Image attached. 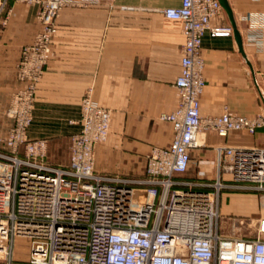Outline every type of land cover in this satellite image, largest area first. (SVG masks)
I'll use <instances>...</instances> for the list:
<instances>
[{
    "label": "built area",
    "instance_id": "1",
    "mask_svg": "<svg viewBox=\"0 0 264 264\" xmlns=\"http://www.w3.org/2000/svg\"><path fill=\"white\" fill-rule=\"evenodd\" d=\"M26 1L39 6L40 31L22 49L16 74L24 86L11 97L6 114L13 127L0 140L5 150L0 152V264H17V239L32 242L25 264H264V216L252 237L228 235L222 221L232 218L219 210V195L228 186L218 181L214 193L175 188L174 177L188 170L201 133L226 138L264 127V115L250 118L225 109L217 117L201 116L203 40L234 34L232 26L216 23L224 10L219 0H182L180 7L163 11L185 37L175 81L179 102L161 116L174 137L169 147L149 156L144 188L96 174L95 151L110 138L112 112L95 102L92 90L81 102L68 168L47 163V140L29 139L37 86L51 59L60 12L106 0ZM245 19L249 43L264 52V15ZM219 168L237 188L264 190V148L225 147Z\"/></svg>",
    "mask_w": 264,
    "mask_h": 264
},
{
    "label": "crops",
    "instance_id": "2",
    "mask_svg": "<svg viewBox=\"0 0 264 264\" xmlns=\"http://www.w3.org/2000/svg\"><path fill=\"white\" fill-rule=\"evenodd\" d=\"M182 0H106L85 8L63 9L58 18L51 59L38 83L31 141L47 140V163L68 168L71 138L80 131L81 102L92 90L95 102L112 112L108 143L96 148V174L129 181L144 188L149 177L148 158L156 148L170 146L174 130L161 120L179 102L175 81L181 73L185 37L179 23L168 21L163 11L180 7ZM243 41L241 54L235 35L203 40L206 88L200 98L203 118L220 116L225 109L246 117L264 115V52L249 43L247 16H263L264 0H229ZM6 25L0 27V136L13 127L5 120L17 80L22 49L40 31L39 6L11 0ZM232 26L225 10L216 20ZM257 88V86H256ZM260 94V95H259ZM225 147L264 148V127L250 134L232 132L226 138L214 132L200 134L191 151L188 170L177 174L176 189L214 193L221 181L219 210L224 216H264V190L237 188L219 168ZM0 152H5L3 148Z\"/></svg>",
    "mask_w": 264,
    "mask_h": 264
},
{
    "label": "rangeland",
    "instance_id": "3",
    "mask_svg": "<svg viewBox=\"0 0 264 264\" xmlns=\"http://www.w3.org/2000/svg\"><path fill=\"white\" fill-rule=\"evenodd\" d=\"M15 1L27 3V4H31V5H37L34 3L27 2L26 0H15ZM10 2H11V0H0V27H3L6 25L5 23L7 22V19L9 17L10 12H11ZM254 88L258 89V88H256V86ZM6 113H7V111H6ZM5 118H6L5 120H9L10 124H12V122H11L12 120L7 117V114L5 115ZM3 137H4V135L0 136V140ZM108 141H107V143H108ZM105 144H102V145H105ZM1 148H3V146L0 142V149ZM221 214L223 215V213H221ZM231 218H232V220L224 219L222 221V223H223L222 229H224L223 230L224 233H226L228 235H232V236L252 237L254 235V231H255L254 226H255L256 221H257L256 219H254V218H235V217H231ZM233 219H235V220H233ZM242 219L244 220V224H241L240 220H242ZM31 245H32L31 240L17 239V241L15 243V254H16L15 256H16V263L17 264H25L28 262L30 250H31Z\"/></svg>",
    "mask_w": 264,
    "mask_h": 264
},
{
    "label": "water",
    "instance_id": "4",
    "mask_svg": "<svg viewBox=\"0 0 264 264\" xmlns=\"http://www.w3.org/2000/svg\"><path fill=\"white\" fill-rule=\"evenodd\" d=\"M220 4L222 5L223 9L227 12L230 20H231V23H232V27L234 29V35L237 39V42H238V45H239V49H240V52L241 54L244 56V58L247 60V63L248 65L250 66L253 74H255L254 70H253V67H252V64L250 63V61L248 60V57L244 51V47H243V41H242V38H241V35L239 33V30L237 28V25H236V22H235V19H234V15H233V12H232V9H231V6L229 4V0H219ZM255 84L258 88V91L259 93L261 94V97L263 99V102H264V94L262 92V89L259 85V83L257 82V80L255 81Z\"/></svg>",
    "mask_w": 264,
    "mask_h": 264
}]
</instances>
